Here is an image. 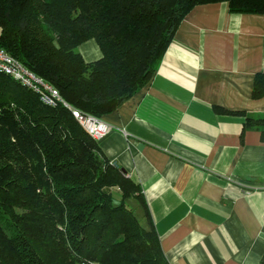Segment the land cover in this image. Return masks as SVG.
<instances>
[{"label": "trees", "instance_id": "trees-1", "mask_svg": "<svg viewBox=\"0 0 264 264\" xmlns=\"http://www.w3.org/2000/svg\"><path fill=\"white\" fill-rule=\"evenodd\" d=\"M212 2L264 13V0H0V47L102 118L150 82L182 20ZM90 39L102 57L87 62L78 47ZM252 96H264V73ZM248 120L264 137V117ZM131 199L143 204L141 186L68 108L0 73V264H170Z\"/></svg>", "mask_w": 264, "mask_h": 264}, {"label": "crops", "instance_id": "crops-1", "mask_svg": "<svg viewBox=\"0 0 264 264\" xmlns=\"http://www.w3.org/2000/svg\"><path fill=\"white\" fill-rule=\"evenodd\" d=\"M78 50L102 57L95 39ZM257 73L264 13L199 4L150 82L102 117L110 131L98 144L141 186L143 204L130 205L170 264H264V137L248 120L264 117Z\"/></svg>", "mask_w": 264, "mask_h": 264}, {"label": "built area", "instance_id": "built-area-1", "mask_svg": "<svg viewBox=\"0 0 264 264\" xmlns=\"http://www.w3.org/2000/svg\"><path fill=\"white\" fill-rule=\"evenodd\" d=\"M0 73L10 76L33 90L39 95L42 102L52 106L63 105L68 108L75 119L95 140L99 141L110 131V126L102 118L82 112L72 106L56 87L29 69L3 47H0Z\"/></svg>", "mask_w": 264, "mask_h": 264}, {"label": "rangeland", "instance_id": "rangeland-1", "mask_svg": "<svg viewBox=\"0 0 264 264\" xmlns=\"http://www.w3.org/2000/svg\"><path fill=\"white\" fill-rule=\"evenodd\" d=\"M132 201H134V200H130V203H133Z\"/></svg>", "mask_w": 264, "mask_h": 264}]
</instances>
